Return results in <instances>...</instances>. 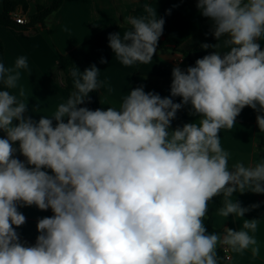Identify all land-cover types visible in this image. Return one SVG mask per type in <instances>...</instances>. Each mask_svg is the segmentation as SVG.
<instances>
[{
    "label": "clouds",
    "instance_id": "obj_1",
    "mask_svg": "<svg viewBox=\"0 0 264 264\" xmlns=\"http://www.w3.org/2000/svg\"><path fill=\"white\" fill-rule=\"evenodd\" d=\"M196 7L217 41L201 47L215 51L185 70L174 67L168 97L140 86L119 108L82 107L102 86L92 65L72 70L66 102L35 121L10 91L27 58L0 62V264H220L218 245L260 255L259 220L244 218L259 205L231 197L264 194V159L230 166L218 134L246 106L264 133V0H197ZM144 11L128 18L131 30L108 35L125 66L149 63L163 33L165 20L149 4ZM185 106L198 119L172 129ZM217 196L216 214L244 218L239 230L208 232ZM32 205L53 215L38 220L36 242L26 245L13 226L26 222L18 207Z\"/></svg>",
    "mask_w": 264,
    "mask_h": 264
},
{
    "label": "crops",
    "instance_id": "obj_2",
    "mask_svg": "<svg viewBox=\"0 0 264 264\" xmlns=\"http://www.w3.org/2000/svg\"><path fill=\"white\" fill-rule=\"evenodd\" d=\"M52 1L30 0L26 12L21 7L15 12L30 20L36 13L37 6L48 7ZM145 4L156 10L158 18L165 20L158 42L167 36L179 41L181 48L186 51L197 48L205 55L215 51L201 47L203 43L216 44L217 41L211 33V21L203 17L196 7L197 0H65L46 27L37 25L14 29L0 26V37L5 46V66H13L20 56L26 57L28 61V69L20 70L17 87L10 90L27 104L28 111L24 115L31 116L35 121L42 115L51 116L58 105L66 102L71 95L65 85L60 55L76 58L69 76L72 70L83 72L92 65L100 70L98 81L102 86L98 90L99 108H119L129 91L140 86H143L145 92L157 93L162 98L170 96L172 69L179 66L185 70L191 66L183 62L180 53L157 49L149 63L125 66L108 46L109 34L120 32L123 35L125 31L131 30V25L127 23L129 17L147 15L144 11ZM3 10L4 0H0V14ZM258 42L261 50H264V39ZM101 58L107 62L101 63ZM21 88L23 96L19 95ZM181 99L173 98L176 103L181 102ZM189 111L190 106L179 110L171 128L175 129L198 119L190 115ZM256 115L253 109L246 106L236 118L233 128L221 129L218 134L222 148L230 153V166L235 162L248 166L264 159V133H259ZM13 146L18 148V143ZM15 157L25 160L19 151L15 153ZM45 170L51 174V170ZM231 199H236L243 207L259 205L247 212L244 218L259 220L255 235L261 250L256 258L252 257L250 250L243 254L230 250L231 259L224 264H264V194L246 191L234 193ZM18 210L24 214L26 222L18 228L13 227L19 234L21 243L34 245L39 235L36 227L38 220L52 216V210H40L35 205L18 207ZM244 218L234 219L231 215L224 218L214 214L213 225L219 232H223L224 227L239 230ZM220 249L222 247L218 245L217 251Z\"/></svg>",
    "mask_w": 264,
    "mask_h": 264
},
{
    "label": "trees",
    "instance_id": "obj_3",
    "mask_svg": "<svg viewBox=\"0 0 264 264\" xmlns=\"http://www.w3.org/2000/svg\"><path fill=\"white\" fill-rule=\"evenodd\" d=\"M65 0H53L51 5L46 6H37V11L34 15L30 17L28 24L19 25L17 24L13 18L12 14L15 13L18 7H21L23 12H26L29 7L30 0H4V10L0 14V26H6L14 29H22L34 27L37 25H42L46 27L47 24L52 21L53 15L61 8ZM22 27V28H21ZM157 49L159 50H169L173 53H180L183 56V62L188 63L191 66L195 65V61L199 58L205 56V54L200 49H193L191 51H186L181 48L180 42L174 40L170 37H164V39L160 40L157 44ZM0 62L5 64V46L0 37ZM76 62V58L74 56H65L60 55V64L61 70L65 76V85L67 89L72 92V79L69 76V71L73 67ZM140 65V64H139ZM2 87V86H0ZM2 90V89H0ZM90 100H86L85 104L80 106H86L89 108H99V94L98 90H94L89 93ZM1 138L5 137V133L0 130ZM221 196L213 197L212 201L209 202L208 214L205 220V226L208 232H219L213 225V215L216 214V210L221 206ZM218 252V258L220 264H224V253L223 250L220 249Z\"/></svg>",
    "mask_w": 264,
    "mask_h": 264
},
{
    "label": "built area",
    "instance_id": "obj_4",
    "mask_svg": "<svg viewBox=\"0 0 264 264\" xmlns=\"http://www.w3.org/2000/svg\"><path fill=\"white\" fill-rule=\"evenodd\" d=\"M12 18L19 25H26L29 22V20L27 19V17H25V15L17 13V12L12 14ZM222 250L224 253L225 261H229L231 259L230 250L225 251L224 247H222Z\"/></svg>",
    "mask_w": 264,
    "mask_h": 264
}]
</instances>
